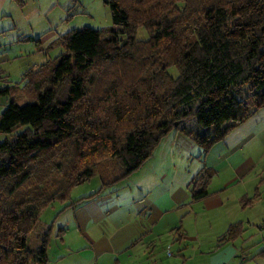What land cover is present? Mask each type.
I'll list each match as a JSON object with an SVG mask.
<instances>
[{"label":"trees","instance_id":"trees-1","mask_svg":"<svg viewBox=\"0 0 264 264\" xmlns=\"http://www.w3.org/2000/svg\"><path fill=\"white\" fill-rule=\"evenodd\" d=\"M107 4L114 27L62 35L60 55L27 81L35 98L0 114V132L19 129L0 141V264H49L51 224L36 248L30 237L72 187L98 175L97 193L124 179L171 130L205 152L264 106V0ZM211 176L194 177L193 198Z\"/></svg>","mask_w":264,"mask_h":264},{"label":"crops","instance_id":"crops-1","mask_svg":"<svg viewBox=\"0 0 264 264\" xmlns=\"http://www.w3.org/2000/svg\"><path fill=\"white\" fill-rule=\"evenodd\" d=\"M18 1L0 0V62L16 66L22 54L10 15ZM49 35L37 45L52 41L62 51L61 35ZM203 171L212 176L195 199L192 180ZM262 221L264 106L205 152L169 131L127 177L57 214L47 254L49 264H264Z\"/></svg>","mask_w":264,"mask_h":264},{"label":"rangeland","instance_id":"rangeland-1","mask_svg":"<svg viewBox=\"0 0 264 264\" xmlns=\"http://www.w3.org/2000/svg\"><path fill=\"white\" fill-rule=\"evenodd\" d=\"M17 3L19 5H16L15 11L11 13L10 21L17 25L21 44L16 42L14 49L22 56L17 59L19 66H16V61L12 59L0 62V114L10 101L19 105L32 101L35 92L30 90L27 81L35 77L40 68L48 70V64L54 62L63 51L56 50L50 43L52 41L45 42L40 48L37 39L42 34L49 35L54 32L57 36H62L73 29L84 27L104 31L114 27L107 0H19ZM32 33L36 35L34 40L28 39ZM134 35L137 39L145 40L149 37V32L145 27L139 26ZM168 72L172 77L178 74L174 65L168 68ZM18 132V128L8 133L0 132V141H11ZM98 184L100 178L94 175L72 187L64 201L55 200L46 206L39 216L38 226L32 231L30 248L38 246V233L44 226H49L60 211L69 208L70 201L91 192L92 187Z\"/></svg>","mask_w":264,"mask_h":264},{"label":"built area","instance_id":"built-area-1","mask_svg":"<svg viewBox=\"0 0 264 264\" xmlns=\"http://www.w3.org/2000/svg\"><path fill=\"white\" fill-rule=\"evenodd\" d=\"M261 226H264V221H262Z\"/></svg>","mask_w":264,"mask_h":264}]
</instances>
